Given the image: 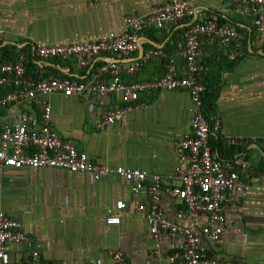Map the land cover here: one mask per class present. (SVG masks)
<instances>
[{"label":"crops","instance_id":"obj_1","mask_svg":"<svg viewBox=\"0 0 264 264\" xmlns=\"http://www.w3.org/2000/svg\"><path fill=\"white\" fill-rule=\"evenodd\" d=\"M168 1L106 0L89 5L87 0H0V28L6 31L4 48L9 51L8 57L15 58L20 48L32 43L63 44L121 34L126 16L149 15L154 7ZM187 1L197 10L195 20L222 18L235 22L247 37V55L235 62L226 58L217 43L203 38L201 63L211 86L208 96L215 99L210 118L221 122L220 131L211 136V147L219 158L234 159L240 169L242 164L247 165L250 170L243 171L242 177L254 186H263L264 148L237 150L226 141L228 137L264 140V46L257 42L253 24L237 15L230 0ZM183 27L179 23L141 35L144 54L152 46L164 50L167 59L150 62L135 80L162 77L170 60L182 67L174 46L175 38L182 40L183 35L176 32ZM140 50L131 58L117 60L137 59ZM104 60L99 58L87 70H78L73 61L54 60L40 72L34 58L31 71L39 78L88 80ZM141 103L148 106L123 116L108 130L98 131L102 112L119 104L117 97L96 99L95 110L89 111L84 100L56 94L52 97L53 129L61 138L72 140L94 163L167 177L175 167H183L177 159L175 142L190 133L194 109L191 97L183 90L161 92L143 95ZM25 110L24 105L0 110V129L14 123ZM147 202V195L137 183L128 184L114 175L99 178L56 169H0V212L19 219L27 234L42 245L43 259L50 262L111 264L112 252L120 250L129 262L147 264L154 245L148 225L135 214L137 207ZM122 204H127L126 211L120 210ZM162 207L173 220L181 205L164 195ZM111 216H119L121 223L108 225L106 219ZM226 217L223 244L213 249L206 243L208 253L245 264H264V194L255 190L233 193ZM191 220L196 226L203 222L198 215ZM159 244L165 256L171 253L175 241L162 236ZM8 252V263L16 264L26 254L27 246H12ZM158 263L168 264L165 259Z\"/></svg>","mask_w":264,"mask_h":264},{"label":"built area","instance_id":"obj_2","mask_svg":"<svg viewBox=\"0 0 264 264\" xmlns=\"http://www.w3.org/2000/svg\"><path fill=\"white\" fill-rule=\"evenodd\" d=\"M106 0H87L97 5ZM237 15L250 21L256 30L257 42L264 46V0H230ZM197 10L187 0H171L154 7L146 16H126L121 34L91 38L63 44L32 43L23 46L16 57L0 60V110L14 105H24L26 110L14 123L0 129V169H56L70 173H90L99 178L111 175L128 184L137 183L148 202L140 204L135 212L149 227L154 245L147 264H245L224 256H208L206 243L218 248L223 244L226 207L233 193L252 190L264 194L263 186H254L242 177L249 172L234 159H221L212 150L211 136L221 129L219 119L206 117L203 97L207 92L206 70L201 63V40L214 41L224 51L226 58L235 62L247 55V37L231 24L218 19L195 20ZM187 22L182 40L177 44V55L182 67L170 60L167 72L151 80H135L143 67L155 60L167 59L162 49L152 48L141 59L114 62V59L131 58L140 50L141 35L152 30H163ZM6 44V31L0 28V46ZM104 63L88 80L70 77L46 76L36 78L28 74V65L36 58L38 71L49 62L73 61L78 70L92 69L99 58ZM126 77H130L127 80ZM183 90L193 103L190 133L175 142L177 159L183 167L173 169L167 177L122 166L100 165L80 152L72 140L61 138L53 129V95L76 97L84 100L89 111H94L96 99L117 97L119 104L102 112L97 123L98 131L115 126L123 116L142 109L143 95L169 93ZM33 109V107H35ZM227 145L233 149L263 147L264 140L228 137ZM164 195L179 201L175 217L170 220L164 212ZM120 210L126 211L127 204ZM203 218L196 226L192 217ZM108 225H119L121 218L111 216ZM167 236L175 241L171 253L163 256L159 241ZM27 246L26 254L16 264H65L46 261L42 245L28 235L24 224L7 213L0 212V264L8 263L12 246ZM111 264H133L120 250L111 254ZM91 264H105L102 262Z\"/></svg>","mask_w":264,"mask_h":264},{"label":"trees","instance_id":"obj_3","mask_svg":"<svg viewBox=\"0 0 264 264\" xmlns=\"http://www.w3.org/2000/svg\"><path fill=\"white\" fill-rule=\"evenodd\" d=\"M218 20H219V22L220 23H222V24H231V25H233V26H235V27H237V29L239 30V31H242V29H241V25L240 24H236L234 21V23H232V22H230V21H225L224 19H222V18H218ZM182 24H184V26L185 27H183L182 29H180V30H178L177 32H176V34H182L183 35V33H184V31L186 30V24H187V22H182ZM243 32V31H242ZM175 40L177 41L176 42V44H175V46H174V49H177V44H178V38H175ZM5 46H0V52H1V56H2V58L0 59V60H3L8 54H9V51L8 50H5V48H4ZM151 48H153L152 46H151ZM60 62H62V61H60ZM29 65H31V67L29 68ZM29 65H28V74L29 75H33L34 77H36V78H39V76L38 75H36V74H33V72L31 71V68L35 65L34 64V61L32 62H30L29 63ZM206 85H207V92L205 93V95H204V97H203V103H204V113H205V115H206V117H208V118H210V110L212 109V107H214V101H215V99L213 100V97H210V95L208 96V92H209V90L211 89L210 87V85H209V83H208V77H206ZM211 144V143H210ZM213 148V147H212ZM213 150V152L216 154V149L215 148H213L212 149ZM207 255L210 257V256H212V253H207Z\"/></svg>","mask_w":264,"mask_h":264},{"label":"water","instance_id":"obj_4","mask_svg":"<svg viewBox=\"0 0 264 264\" xmlns=\"http://www.w3.org/2000/svg\"><path fill=\"white\" fill-rule=\"evenodd\" d=\"M140 49H141V50H140V57L137 58V59H134V60H138V59H141V58L143 57V55H144V48L141 46ZM134 60H130V61H134ZM112 61H114V62H123V61H121V60H117V59H114V60H112Z\"/></svg>","mask_w":264,"mask_h":264}]
</instances>
